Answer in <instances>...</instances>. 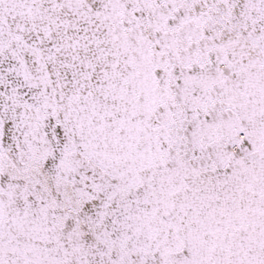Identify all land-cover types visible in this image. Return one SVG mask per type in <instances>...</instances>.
I'll return each instance as SVG.
<instances>
[{
    "label": "snow or ice",
    "instance_id": "1",
    "mask_svg": "<svg viewBox=\"0 0 264 264\" xmlns=\"http://www.w3.org/2000/svg\"><path fill=\"white\" fill-rule=\"evenodd\" d=\"M0 264H264V0H0Z\"/></svg>",
    "mask_w": 264,
    "mask_h": 264
}]
</instances>
